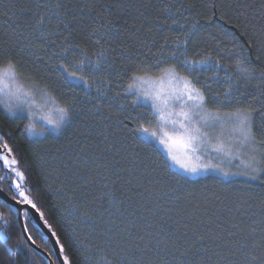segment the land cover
I'll list each match as a JSON object with an SVG mask.
<instances>
[{
	"label": "snow or ice",
	"instance_id": "snow-or-ice-1",
	"mask_svg": "<svg viewBox=\"0 0 264 264\" xmlns=\"http://www.w3.org/2000/svg\"><path fill=\"white\" fill-rule=\"evenodd\" d=\"M37 7H43L44 13L35 26H25L28 36L18 34L17 46L33 35L44 37L46 31L51 35L53 19L58 21L57 29H68L71 22L66 21L64 0H48ZM103 11H95L100 19L82 36L83 44H73V32L68 31L60 45L50 42L56 49L49 57L54 63L43 56L35 58L37 64L47 66L40 79L20 72L21 61L11 54L12 45L0 49V96L4 97L0 104L13 122L25 118L26 113L24 131L33 143L46 141L53 133L62 134L77 120L82 122V140L69 143L63 152L56 150L53 158L59 157V163L45 179L58 181L55 195L66 201L64 212L72 218L69 222L90 227L76 241L83 264H264V221L245 223L252 218V197L237 196L226 203L228 197L222 199L216 193H182L179 185L169 187L157 174L155 162L145 163L138 151L130 154L122 144L130 134L134 144L138 141L137 148L144 145L150 149L166 170L175 166L178 170L170 174L186 182L208 172L251 180L264 177V139H258L254 131V119L264 120V110L251 106L224 110L240 105L241 97L247 99L250 90L264 96V69L257 67L264 56V23L257 26L241 13L226 32L232 46L217 41L214 52L201 49L196 53L200 59L190 55L187 35L174 37L171 50L165 37L151 59L132 57L138 62L122 63L116 71L109 39L113 21L103 20ZM220 18L224 19L223 15ZM172 24L181 31L186 27L175 19ZM198 25L193 19L187 26L189 33ZM254 49L260 51L255 59ZM233 59L234 64L227 62ZM205 71H211L212 76L202 79ZM221 80L227 87L213 90L212 83ZM77 89L83 92L82 97ZM68 98H72L70 103ZM77 98L81 101L79 111ZM121 100L116 105L119 111H110L107 116L101 113L105 104L111 107ZM210 101L216 107H209ZM85 103L91 107L85 108ZM260 132L264 134V127ZM3 149L12 151L6 143ZM206 158L227 160L229 166L239 160L242 170L225 171L220 164L204 162ZM0 160L8 165L0 181L8 178L14 192L11 199L0 194V209H7L6 213L0 211V245L14 257L17 249L21 254L28 249L23 239L15 247L9 244L10 225L20 223L22 233L31 240L27 233L29 208L24 206L40 210L28 194L31 189L24 172L15 167L17 161L7 156H0ZM259 206L264 210V199ZM97 238L100 244L95 242ZM67 262L64 256L62 264ZM28 264L34 261L29 259Z\"/></svg>",
	"mask_w": 264,
	"mask_h": 264
},
{
	"label": "trees",
	"instance_id": "trees-1",
	"mask_svg": "<svg viewBox=\"0 0 264 264\" xmlns=\"http://www.w3.org/2000/svg\"><path fill=\"white\" fill-rule=\"evenodd\" d=\"M47 2L48 0H0V49L7 48L9 45L13 46L14 51L11 54L17 61H21L19 70L25 77L40 79L45 76L47 66L37 64L35 58L43 56L48 60V63H54L49 57L56 49L51 46L50 42L55 41L56 45H60L62 43L61 37L66 36L68 31L73 32L71 40L73 44H83L82 36L86 34L90 27L97 26L96 21L100 19L95 15V11H101L102 9L104 10L103 20L113 21L111 29L113 34L110 35L109 39L112 41V47L114 48L110 55L115 60L116 71L119 70L122 63L138 62V60L131 59L132 57L139 56L140 59H143L144 56H148L151 59V53L157 51L165 37L169 38V49L171 50L175 47L174 37L187 35L190 40V55L195 59H200L202 57L197 56L196 53L201 49L206 52H214L217 41L225 42L227 47L232 46L227 43L231 40V37L226 32L229 28H232L235 18L241 13L252 19L257 26L264 23V11L261 10L264 0H64V11L67 13L66 21L71 22L67 30L63 26L57 29L58 21L53 19L50 27L51 35L48 31H46L44 37H39L38 34L33 35L30 40H21L17 46L15 42L19 38L18 34L23 32L25 36H28L29 31L25 26H35V21L44 13V8H38L37 4L43 6ZM188 5H195V7L188 9ZM92 9L95 11H92ZM222 15L224 19L220 18ZM157 17H159V20H157ZM205 17H211V20H206ZM174 19L186 26L183 31L172 24ZM193 19L198 20L199 25L196 30L189 33L187 26L192 23ZM165 20L168 21L167 24L163 23ZM228 21H232V23L229 24ZM125 22H127V25ZM73 25H76V27H73ZM149 28L152 29L151 33L147 31ZM57 31L61 34L60 36L56 34ZM153 41L156 43L154 44ZM85 46L91 49L90 45ZM44 48H47L48 51H43ZM257 49L252 52L254 59L260 55V51ZM227 62L234 64V59ZM257 67L264 69V56L261 57V62ZM232 71L235 72V68ZM115 74L114 72L113 75ZM212 74L211 71H205L201 74V78L211 77ZM220 76L223 77L224 73L221 72ZM48 83L51 84L52 81L48 80ZM225 87L227 85L223 80L219 83H212V88L215 91H223ZM77 92H79L80 97L83 96L81 90L77 89ZM246 95L247 99L241 97L240 105L228 106L224 110L230 111L236 106H251L264 110V96H259L251 90ZM71 99L68 98L69 103ZM122 102V100L117 101L111 107L105 104L101 108V113L107 116L110 111H119L116 105ZM80 103L81 101L77 98V111H79ZM209 105L216 107L215 103L211 101ZM84 107L88 108L91 105L85 103ZM26 123H28L26 117L15 119L13 122V119L8 117L3 104H0L2 140L12 150L11 155L17 161L15 167L18 171L24 172L27 178L31 191L27 189L26 191L33 198L40 210L39 212L43 213V221H47L46 225L50 226L49 228L55 234L60 246H63L62 255L68 258L67 264H83L81 251L76 241L83 238L90 227L83 223L69 222L72 218L64 212L66 201L63 197L55 195V189L59 186L58 181L52 177L45 179L47 173L51 172L52 168L59 163V157L53 158L56 155V150L60 148L63 152L69 143L75 145L82 140L80 135L84 131L82 122L80 120L75 121L62 134L53 133L46 141L41 143H33L28 138L27 133L24 131ZM254 125L257 138L264 139V134L260 132L261 127H264V120L257 116L254 119ZM95 127L99 128V123ZM118 135L124 134L118 133ZM133 141L134 137L128 134L127 139L122 142L123 148L130 154L138 151L140 159L147 164L155 162L157 174L162 177L169 187L179 185L182 193H216L222 199L227 196L228 201L226 203L231 202L237 196L245 199L252 197L253 199L249 201L252 204L250 209L252 218L246 219L245 223L252 224L253 220L257 222L264 221V210L259 206L261 199H264V188L261 187V184H264V177H261L260 180H251L249 177L244 176L224 179L217 174H208L196 179L188 178L190 182H186L180 176L171 175L170 172L174 171L172 169L170 171L166 170L163 161L150 149L144 145H139L137 148L138 141L136 144ZM14 178L15 175L12 179ZM49 185H51V188ZM0 211L6 213L7 209H0ZM15 219V217H10V220ZM27 224V233L31 235V243L34 241V244L49 254L55 264H60L48 237L30 213ZM10 227L11 239L9 244L15 247L17 242L23 239L27 242L28 250L21 254L20 250L17 249V254L13 257L3 245H0V264H28L29 259L34 261V264H50L49 259L29 242L25 233H22L20 223H12ZM95 242L97 244L101 243L98 238ZM33 252L35 253L34 256L31 255ZM150 259L155 260V257H150ZM192 259V257H189L190 261Z\"/></svg>",
	"mask_w": 264,
	"mask_h": 264
},
{
	"label": "water",
	"instance_id": "water-1",
	"mask_svg": "<svg viewBox=\"0 0 264 264\" xmlns=\"http://www.w3.org/2000/svg\"><path fill=\"white\" fill-rule=\"evenodd\" d=\"M0 190H2V189L0 188ZM0 194L6 196L8 199H11V197L9 195H7V193H5L3 190L0 191ZM24 207H28L29 208V213L32 215V217L35 220V222L38 224V226L42 229V231L48 237L50 243L52 244V246L54 248V251L56 253V256H57V259H58L59 263L62 264L63 255H62V251L60 250V244H59L55 234L44 223L42 217L40 216V212H36L35 209H31L30 206H27V205H25ZM21 227H22V225H21ZM25 235H26V238L28 239V235L27 234H25ZM29 242L31 243V240H29ZM31 244L49 259L50 264H55L54 260L49 256L48 253L44 252L36 244H34V243H31Z\"/></svg>",
	"mask_w": 264,
	"mask_h": 264
},
{
	"label": "rangeland",
	"instance_id": "rangeland-1",
	"mask_svg": "<svg viewBox=\"0 0 264 264\" xmlns=\"http://www.w3.org/2000/svg\"><path fill=\"white\" fill-rule=\"evenodd\" d=\"M21 83L25 84V86H27V83L25 81L21 80ZM0 99H4V97L0 96ZM209 107H211V106L209 105ZM24 116L26 117V113L24 114ZM204 162L213 163V164H220L224 168L225 171L236 172V171L242 170V167H238V165L240 164L239 160H233L231 166L228 165V161L227 160H223V159L206 158ZM172 170L173 171H177L178 169H176V167L173 166ZM208 174H217V175H219L220 177H222L224 179L234 178V177H223L220 173H217V172H208V173H203V174L198 175V176H192V177H190V179H196L198 177H202V176H205V175H208ZM236 177H238V176H236Z\"/></svg>",
	"mask_w": 264,
	"mask_h": 264
},
{
	"label": "flooded vegetation",
	"instance_id": "flooded-vegetation-1",
	"mask_svg": "<svg viewBox=\"0 0 264 264\" xmlns=\"http://www.w3.org/2000/svg\"><path fill=\"white\" fill-rule=\"evenodd\" d=\"M0 137H2L0 133ZM4 142L2 139H0V156H7L9 160H12L13 157L11 153H8L7 150L3 149ZM8 171V165L3 162V160H0V176H6V172ZM16 178V177H15ZM14 178V179H15ZM0 188L7 193L10 197L14 195V192L10 190L9 188V180L8 178H5V180L0 181Z\"/></svg>",
	"mask_w": 264,
	"mask_h": 264
}]
</instances>
